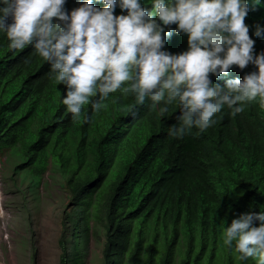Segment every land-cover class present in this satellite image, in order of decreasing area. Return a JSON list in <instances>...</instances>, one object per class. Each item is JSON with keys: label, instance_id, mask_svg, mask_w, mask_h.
I'll use <instances>...</instances> for the list:
<instances>
[{"label": "trees", "instance_id": "obj_1", "mask_svg": "<svg viewBox=\"0 0 264 264\" xmlns=\"http://www.w3.org/2000/svg\"><path fill=\"white\" fill-rule=\"evenodd\" d=\"M84 2L66 0L64 7L70 14ZM91 3L105 6L102 0ZM140 3L151 11L153 0ZM247 3L245 24L255 41L253 54L259 55L264 0ZM114 15L127 12L117 4ZM176 27H165L172 35L164 36L162 49L174 55L188 50L187 35L177 34ZM9 43L0 31V149H15L20 167L35 174L53 162L66 176L71 207L63 216L69 233L60 239V264H84L92 221L105 234L102 264H258V256L240 260L235 241L228 247L223 239L233 219L264 213L259 98L235 117L225 106L215 125L203 133L193 128L183 138L169 135L179 125L175 103L162 117L163 102L153 107L146 98L136 105L122 89L111 93L99 112L87 104L73 120L63 104L67 89L55 81L49 63L31 46L14 51ZM233 67L210 79L223 86L258 71L250 63L234 77Z\"/></svg>", "mask_w": 264, "mask_h": 264}, {"label": "clouds", "instance_id": "obj_2", "mask_svg": "<svg viewBox=\"0 0 264 264\" xmlns=\"http://www.w3.org/2000/svg\"><path fill=\"white\" fill-rule=\"evenodd\" d=\"M0 3V31L9 48L31 46L49 63L55 81L67 89L63 104L73 120L87 104L99 112L109 95L121 89L135 97L136 105L146 98L153 107L163 102L162 117L175 103L180 115L179 125L169 129L174 138L193 128L203 133L217 123L214 117L225 106L232 117L257 98L264 107V53L253 54L255 41L245 24L247 0H153L151 11L140 0H102L103 8L85 0L70 14L66 0ZM117 4L127 15H114ZM173 24L177 34L187 35L188 50L178 55L162 50L164 36L172 35L165 27ZM255 34L261 35L259 26ZM250 63L258 71L242 80L221 86L210 79L233 66L239 73ZM234 241L240 260L258 256V264H264V213L233 219L223 243L232 247Z\"/></svg>", "mask_w": 264, "mask_h": 264}, {"label": "rangeland", "instance_id": "obj_3", "mask_svg": "<svg viewBox=\"0 0 264 264\" xmlns=\"http://www.w3.org/2000/svg\"><path fill=\"white\" fill-rule=\"evenodd\" d=\"M21 161L15 149H0V264H60L66 176L53 162L35 174ZM91 223L84 264H102L104 230Z\"/></svg>", "mask_w": 264, "mask_h": 264}, {"label": "bare ground", "instance_id": "obj_4", "mask_svg": "<svg viewBox=\"0 0 264 264\" xmlns=\"http://www.w3.org/2000/svg\"><path fill=\"white\" fill-rule=\"evenodd\" d=\"M242 71H243V70L240 69L239 73H237V75H235V77H238L239 74L241 75V72H242Z\"/></svg>", "mask_w": 264, "mask_h": 264}]
</instances>
